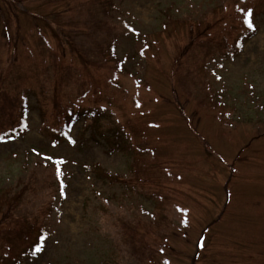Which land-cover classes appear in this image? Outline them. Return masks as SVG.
<instances>
[{
	"label": "rangeland",
	"instance_id": "rangeland-1",
	"mask_svg": "<svg viewBox=\"0 0 264 264\" xmlns=\"http://www.w3.org/2000/svg\"><path fill=\"white\" fill-rule=\"evenodd\" d=\"M17 1L0 3L12 30L10 41L0 20V97L8 101L4 110L15 109L18 100L11 99L16 90L22 86L28 91V128L19 140L0 143V226L15 227L17 217L55 204L43 252L21 264H166L164 258L170 264H264V0L254 7L257 30L242 50L234 48L232 0H116V22H128L134 30L119 36L116 53L123 70L110 68L103 51L98 55L101 68L84 64L70 45L46 30L47 47L63 57L68 73L44 71L52 66V57L25 11L49 12L45 0ZM67 8L62 6L61 12ZM168 9L173 17H189L190 22L208 15L200 38L222 28L220 32L230 36L231 57L213 56L207 62V49L197 47L201 40L190 25L176 31L169 24L171 30L164 31ZM85 44L89 46V39ZM142 45L150 48L140 54ZM189 72L194 77L189 79ZM63 74L71 78L58 94L63 110L102 107L107 112L97 132L86 130L93 119L83 118L71 128L73 142L62 140L55 146L54 132L65 123L53 101L57 79L67 82ZM12 77L16 79L10 84ZM109 77L120 84L113 86ZM205 79L221 103L218 109L199 101L208 91ZM114 126L131 132L136 145L153 149L155 155L145 151L137 161L135 153H109L99 135ZM59 157L67 161L62 166L67 184L62 203L56 184ZM95 164L123 177L139 164L152 177L146 190L157 193L160 203L145 196H122V186L106 184L88 170ZM29 185L38 186L36 194L26 192ZM227 188L231 203L224 213ZM14 195L23 197L12 205ZM120 212L146 219L139 222V232L154 252L150 261L132 253L131 247L142 251L145 242L124 238L116 244L121 237L112 222ZM161 217L158 227H145V221ZM15 234L0 231V257L5 242L16 251L25 246Z\"/></svg>",
	"mask_w": 264,
	"mask_h": 264
},
{
	"label": "trees",
	"instance_id": "trees-1",
	"mask_svg": "<svg viewBox=\"0 0 264 264\" xmlns=\"http://www.w3.org/2000/svg\"><path fill=\"white\" fill-rule=\"evenodd\" d=\"M17 0H0V3H8L10 5L17 4ZM43 4L50 8L49 12L47 13H33L32 11L25 8V11L29 12V15L31 19L34 21V28H32L33 32H35V35L37 36V39L39 40L40 44L45 46L46 52L51 55V63L52 66H48L44 69L45 72L50 71L51 69L57 70V71H66V73L69 72V67H64V59L63 57L55 53L53 49H49L47 47V42L49 40V37L46 33V30L50 33V35L57 39L58 41L65 42L66 45H70L72 48V52L79 55L82 62L88 65L94 64L95 69L101 68L100 63L102 62V59H98V55L101 51L105 52V59L106 62L109 64L110 68L116 69L117 71L123 70V63L120 61L117 57V44L118 39L121 34V31H128L131 26L128 22L123 23H117L115 20V12H116V4L115 0H91V4L89 0H45ZM0 5V20L1 23L5 25L7 36L11 33V20L6 16V13L4 14L2 11V6ZM62 6H68L66 10L63 12L62 9H60ZM172 9H168L166 12V17L164 16V31L171 30V27L169 26H175V30L178 31V29H183L187 25L191 24L194 28L197 27L199 31V35L202 34V27H204L205 19L201 22L200 20L191 19L187 17L186 19L182 18H175L171 14ZM216 11V8L214 9ZM205 18H207V15H204ZM168 19V21H167ZM203 24V25H202ZM132 29V28H131ZM210 29V26L208 27ZM222 28H220L221 30ZM210 33L206 32V34H209L205 38H200L199 36L197 39L201 40V44H197V47H200L202 49H207L206 57L208 59L212 58L213 56L219 54L222 56H226L228 54V51H230L231 47L229 42V37L225 36V31H221ZM129 32V31H128ZM22 30L19 29L17 32L18 40H20ZM219 33V34H217ZM8 36V37H9ZM11 37V36H10ZM9 37V40L12 39ZM89 39V46H86V40ZM207 39V40H206ZM146 42V39L141 41L142 44ZM151 44L159 45L157 41H153ZM150 48L149 45L146 46H140L138 48V51L140 54H143L145 49ZM52 50V51H51ZM135 56V54H134ZM44 61L47 62L46 59ZM97 63H94V62ZM34 65V64H33ZM35 68H39V64L35 65ZM204 73H206V68H204ZM38 76V74L36 73ZM63 81L67 82H60L57 79V86L54 89L55 95L53 101H56V108L57 112L60 115H64V119L66 121V126H69L71 124V121L73 117L71 114L74 113L72 110H63L61 108V104L58 100V94L61 91V88H63L65 85L68 84L69 80L71 79L68 74L61 75ZM189 79L194 77L192 72L188 73ZM109 77L110 80L109 83H113V86H118L120 83L114 78ZM16 79L11 78L10 84ZM7 82V81H6ZM19 83V82H18ZM64 83V84H63ZM63 84V85H62ZM108 85V83L106 82ZM194 86L196 88H199L200 84L196 81L193 82ZM61 86V87H60ZM18 91V92H17ZM24 94V91L22 89V86L19 87V90H16L13 99L11 101L16 102L18 100V103L16 105V108L13 109L11 107L4 110V105L8 103V101H1L2 97H0V113L4 111V113L0 114V139H10L13 137H17L21 135L24 131V123H25V108L26 104L24 99L22 98V95ZM84 95L87 94V91L83 92ZM89 109H83V113L86 116H89L93 119V127L96 128L97 132V126L102 118L103 113L98 109H92L89 111H85ZM43 113V112H42ZM44 114V113H43ZM88 128V129H91ZM66 128H61V131L59 134L55 136V139L58 142H62L64 140V134H65ZM109 132H112L110 135V138L108 140L107 135L100 133L99 136L104 140L106 146L108 147L109 153H123V154H133L137 156V161L142 159L140 155L144 153V150L141 146H137L133 143L132 138L120 127H114ZM62 162H66L65 159H62ZM88 170L92 171L95 176L101 181H103L106 184H109L111 186H117L120 185L123 187L122 196H130L133 195H142L150 199L157 200L160 203V199L157 193H150V191H147L145 188L146 182L152 181V177L150 178V174L146 175L144 172L145 170L141 169V166L139 164L135 165L132 170L130 171V174L128 176H120L117 174H111L108 171H106L104 168H102L99 164H96L92 167H90ZM62 171L63 167L58 165V174H59V182L60 184H57V187L59 188V192L63 193L64 190V184L62 179ZM145 175V177H143ZM147 179V180H146ZM38 186L29 185L26 192H30L32 194H36ZM14 199H11L12 205L14 202L19 201L22 197H17L14 195ZM156 202V201H155ZM157 203V202H156ZM158 205V203H157ZM15 207V206H14ZM13 207V208H14ZM46 211V209H42ZM140 214L142 210L139 211ZM155 214V212H154ZM30 214H24L21 218L17 217L15 223V227L10 226H0L1 233H8L9 231H14L16 234L15 236L23 239V233L29 232V234L32 233L34 230L35 223L38 222L39 217L34 216V218H31L28 216ZM25 217V218H24ZM7 219V216L4 217ZM24 218V219H23ZM164 219V217H161L160 219H153L149 221H145V227L152 228L153 226H159L160 222ZM144 219L141 215H137L135 218H130L128 214L120 212L118 214H115V219L112 222V225L117 226L119 229L118 235L121 237L116 240V244L119 246L121 242L125 239L128 240H141L140 242H145L142 247V251L138 247H131L132 253L137 256L139 255V258L146 257V262L154 258V252L150 251V247L148 245V242L146 240V235L139 232V222H143ZM3 230V231H2ZM7 238V237H6ZM6 244L4 243V249L2 251V255H4L6 252L7 254L12 251L11 248H8L6 250ZM11 243L8 242V245ZM159 250V247H158ZM16 262V261H15ZM16 264V263H14Z\"/></svg>",
	"mask_w": 264,
	"mask_h": 264
},
{
	"label": "snow or ice",
	"instance_id": "snow-or-ice-1",
	"mask_svg": "<svg viewBox=\"0 0 264 264\" xmlns=\"http://www.w3.org/2000/svg\"><path fill=\"white\" fill-rule=\"evenodd\" d=\"M250 16H251V13L249 12V13H248V19H247V21H246V22H247V26H248L249 29H253V30H254V26H253V24L251 23ZM37 251H40V249L37 248Z\"/></svg>",
	"mask_w": 264,
	"mask_h": 264
}]
</instances>
